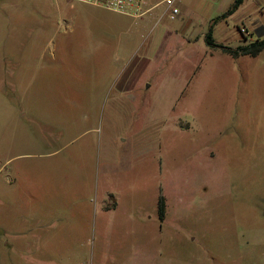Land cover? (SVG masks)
<instances>
[{
  "label": "rangeland",
  "instance_id": "374dc122",
  "mask_svg": "<svg viewBox=\"0 0 264 264\" xmlns=\"http://www.w3.org/2000/svg\"><path fill=\"white\" fill-rule=\"evenodd\" d=\"M163 9L0 0V264H264V48L205 60V22L182 43ZM11 166L60 197L12 207Z\"/></svg>",
  "mask_w": 264,
  "mask_h": 264
},
{
  "label": "crops",
  "instance_id": "0c3cea01",
  "mask_svg": "<svg viewBox=\"0 0 264 264\" xmlns=\"http://www.w3.org/2000/svg\"><path fill=\"white\" fill-rule=\"evenodd\" d=\"M227 2L228 4H231L233 0H188L187 4L183 6L184 8L182 10H180L179 8V13L176 15L175 18H173V19L177 18L176 28L174 29V31L179 35L181 42L191 43L192 42L191 40L199 39V34L197 33V29L198 26L200 25V21H204L205 22L204 39L206 33L211 30L213 40L218 44H222V42H220L217 39L213 26L215 25L218 19L225 20L227 18V17L219 18V15H221L226 10V9L224 10V6L225 3ZM244 2L245 0H243V2L240 4L238 8L243 6ZM160 5H164L162 3V0H145V8L150 9L147 13H145V15L147 17L151 16L153 10H155ZM235 11L232 14H234ZM165 14L167 15L166 6L164 5V9L160 13V15H165ZM243 14L246 17H248L249 22L251 24V28L256 32L255 33L256 36H254V38L251 37V39L249 40H247L246 36H243V38L239 40V43L237 45L241 43H245L250 40H254L256 38H264L261 37L264 31V0H260L259 2H257V4H253V6L251 5L250 9ZM212 17H215V20L213 21L212 25L209 28H206L207 27L206 24ZM242 28L249 32L247 26L243 24L242 27L239 28V31L242 35H243V33L241 32ZM251 34L252 32L250 31V35ZM169 36H172L171 32ZM222 45L228 46L225 44ZM235 46H230V47H235ZM220 50L222 49L219 47L210 46L207 43H205V60H209L210 58L212 59L213 55L219 53ZM147 64H149V61L145 59L137 60L133 62L131 65L130 73L124 76L120 88L125 91H132L135 88L141 86L142 88L145 89L146 86H144V80L142 74L146 69ZM7 160H5V162H7ZM27 181H28L27 173H24V171L20 169L18 166H11L9 184H10V201L12 207H18L20 209L24 207L26 209L35 210L34 207L37 205V203L41 202L42 199H45L44 197L45 194L52 193L51 198H55L56 196L60 197V192L56 191L54 188L46 189L43 187H34L33 185H29ZM110 197H111L110 199L114 204V199H115L114 196L112 195Z\"/></svg>",
  "mask_w": 264,
  "mask_h": 264
},
{
  "label": "built area",
  "instance_id": "2783aa9c",
  "mask_svg": "<svg viewBox=\"0 0 264 264\" xmlns=\"http://www.w3.org/2000/svg\"><path fill=\"white\" fill-rule=\"evenodd\" d=\"M91 4L110 10L115 13L123 14L133 18L140 17L147 13L150 9L145 8V0H75ZM176 0H162L166 6V12L169 18L173 19L179 13V7ZM243 34L248 33L245 29H241Z\"/></svg>",
  "mask_w": 264,
  "mask_h": 264
},
{
  "label": "trees",
  "instance_id": "16d2710c",
  "mask_svg": "<svg viewBox=\"0 0 264 264\" xmlns=\"http://www.w3.org/2000/svg\"><path fill=\"white\" fill-rule=\"evenodd\" d=\"M242 2L243 0H233L230 6L221 15H219V18L228 17L240 6ZM205 41L208 45L219 47L224 52H227L230 55L235 56V57L239 55L256 56L264 48V38H256L254 40L241 43L235 47L224 46L222 44H218L213 40L211 30L206 33ZM164 214H165V199H164V196L161 195L158 200V216L160 220L163 219Z\"/></svg>",
  "mask_w": 264,
  "mask_h": 264
}]
</instances>
